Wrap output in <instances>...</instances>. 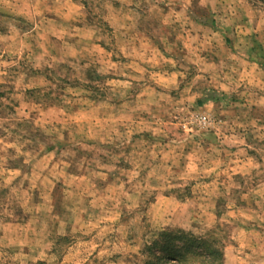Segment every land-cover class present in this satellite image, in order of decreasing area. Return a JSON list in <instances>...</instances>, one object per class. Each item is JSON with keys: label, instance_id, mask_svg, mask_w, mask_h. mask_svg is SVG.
Instances as JSON below:
<instances>
[{"label": "clouds", "instance_id": "clouds-1", "mask_svg": "<svg viewBox=\"0 0 264 264\" xmlns=\"http://www.w3.org/2000/svg\"><path fill=\"white\" fill-rule=\"evenodd\" d=\"M8 7L0 264H264V0Z\"/></svg>", "mask_w": 264, "mask_h": 264}, {"label": "rangeland", "instance_id": "rangeland-1", "mask_svg": "<svg viewBox=\"0 0 264 264\" xmlns=\"http://www.w3.org/2000/svg\"><path fill=\"white\" fill-rule=\"evenodd\" d=\"M8 15H6L5 13H3L1 10H0V30H2V32H6V30H7V27H6V25L10 22V17H7ZM256 50V48L255 47H253V49H250V51H255ZM251 69H247L246 67H241V70H240V74H241V76L242 77H244L245 76V73L247 72V73H251ZM250 78V77H249ZM0 87H2V86H0ZM11 89H9V91H10ZM27 92H32L33 90L32 89H27L26 90ZM244 91V87H243V85L241 86V90L240 91H237V92H243ZM196 103L197 104H203L204 103V101L201 99V98H197L196 99ZM231 103L235 106L234 108H233V111H236L237 113H238V111H239V106L241 105V104H243L244 103V100L239 96V95H237L236 93H234L233 95H232V98H231ZM252 109H253V111H252V113H251V115L253 116V119H255V115H256V105H253L252 106ZM13 111H15L14 109H12ZM194 118H197L198 120H199V122L201 123V125H206L207 124V122H204V121H201L200 120V116L199 115H197L196 117H194ZM221 119H224V117L223 116H221L220 117ZM182 131H184L185 133H187L188 131H189V129H187V128H185V129H183ZM225 136H227V133H225ZM236 149H235V146H233V151H235ZM248 155H249V157L251 158V157H253L255 154H254V152L252 151V150H249V152H248ZM240 175V173L239 172H235V173H233V177L235 178L236 176H239ZM218 187H219V185H218Z\"/></svg>", "mask_w": 264, "mask_h": 264}, {"label": "crops", "instance_id": "crops-1", "mask_svg": "<svg viewBox=\"0 0 264 264\" xmlns=\"http://www.w3.org/2000/svg\"><path fill=\"white\" fill-rule=\"evenodd\" d=\"M26 2H27V0H0V10H1L3 13H5L6 15H8L7 17H10V18H11V17L15 14V11H17V9H15V7H13V8H9L8 5H13V6H15V5L23 4V3H26ZM73 2H74V0H73ZM194 2H195V0H194ZM214 23H215V21L213 20V21H212V24H214ZM6 31H7V30H6ZM2 33H4V32H2V30H0V34H2ZM224 42H226V43L229 44V45L232 44V40H231V38H225V41H224ZM198 55H199V53H198ZM3 67H4V65H3V64H0V72H2ZM240 70H241V68H240ZM240 77L243 78V77L241 76V74H240ZM242 85H243V84H240V85L238 86L237 91H240V90H241V86H242ZM0 86H2V85H0ZM5 95H6L5 92L0 91V97H4ZM16 107H17V108L20 107V104L17 103V104H16ZM14 110H15V109H14Z\"/></svg>", "mask_w": 264, "mask_h": 264}, {"label": "built area", "instance_id": "built-area-1", "mask_svg": "<svg viewBox=\"0 0 264 264\" xmlns=\"http://www.w3.org/2000/svg\"><path fill=\"white\" fill-rule=\"evenodd\" d=\"M200 120H201V121H204V122H207V121L204 119L203 116H200Z\"/></svg>", "mask_w": 264, "mask_h": 264}]
</instances>
